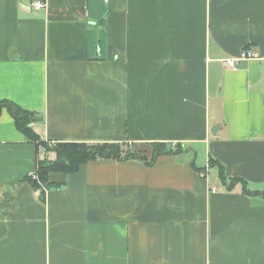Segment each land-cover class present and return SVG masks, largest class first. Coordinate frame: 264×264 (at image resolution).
<instances>
[{"label": "crops", "instance_id": "crops-1", "mask_svg": "<svg viewBox=\"0 0 264 264\" xmlns=\"http://www.w3.org/2000/svg\"><path fill=\"white\" fill-rule=\"evenodd\" d=\"M32 1L0 0V100L42 140L182 150L91 160L43 194L4 110L0 264H264V0Z\"/></svg>", "mask_w": 264, "mask_h": 264}, {"label": "trees", "instance_id": "trees-1", "mask_svg": "<svg viewBox=\"0 0 264 264\" xmlns=\"http://www.w3.org/2000/svg\"><path fill=\"white\" fill-rule=\"evenodd\" d=\"M4 110H7L13 117L15 125L30 141L36 143L37 148L43 141L40 135L33 128V124L39 121L41 117L31 110H28L9 99L0 100V116ZM151 157L142 151L136 150L131 144L118 142H58L53 148H48L49 152H54L55 158L51 159L45 156L37 161V174L39 180L32 179L27 175V180L33 187L39 189L41 184L47 189L60 187L62 183L51 182V175L54 173L74 174L80 170L83 164L96 159H112L117 161L140 160L147 164L153 163L160 155L167 153H179L182 150L181 145H166L165 143H154ZM210 166L218 164L216 160L210 159ZM219 165V174L222 180L226 182L228 176L221 164ZM231 187L241 181L238 177L230 178ZM246 189V182H243ZM249 192V191H248ZM45 191H43V194ZM251 193H263L251 191Z\"/></svg>", "mask_w": 264, "mask_h": 264}, {"label": "built area", "instance_id": "built-area-1", "mask_svg": "<svg viewBox=\"0 0 264 264\" xmlns=\"http://www.w3.org/2000/svg\"><path fill=\"white\" fill-rule=\"evenodd\" d=\"M32 6L33 8H35L36 10H40V9H43L46 7V1L45 0H33L32 1ZM256 54L254 51H252L251 49H245L243 50L240 55L238 56H233V57H229V58H226L224 60V63L225 65L228 67V68H231V69H237L240 65V63L244 60H249V59H253V58H256ZM33 125V124H31ZM57 142H54V141H50V144H56ZM40 146V149L44 150L43 146L42 145H39ZM176 144H173V147H175ZM43 148V149H42ZM43 155H45V153L43 152ZM31 176L32 179H36V180H39V177H38V174L37 172H33L31 174H29ZM202 176H206V173L203 172L202 173ZM40 188L43 189V191H47V187L43 184H41Z\"/></svg>", "mask_w": 264, "mask_h": 264}, {"label": "rangeland", "instance_id": "rangeland-1", "mask_svg": "<svg viewBox=\"0 0 264 264\" xmlns=\"http://www.w3.org/2000/svg\"><path fill=\"white\" fill-rule=\"evenodd\" d=\"M42 141H43V144L41 143V145L44 148L43 152L45 153V155H42L41 159H43L47 155V153L49 152L48 148H53L56 145V144L55 145L54 144H50V141H48V140H42ZM203 154H204V152H203ZM212 170H213L212 171L213 172L212 173V177L214 178L216 176L217 170L215 168H212Z\"/></svg>", "mask_w": 264, "mask_h": 264}]
</instances>
